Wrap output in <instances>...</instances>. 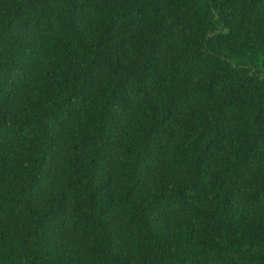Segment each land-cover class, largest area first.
Here are the masks:
<instances>
[{
    "label": "trees",
    "instance_id": "1",
    "mask_svg": "<svg viewBox=\"0 0 264 264\" xmlns=\"http://www.w3.org/2000/svg\"><path fill=\"white\" fill-rule=\"evenodd\" d=\"M0 264H264V0H0Z\"/></svg>",
    "mask_w": 264,
    "mask_h": 264
}]
</instances>
